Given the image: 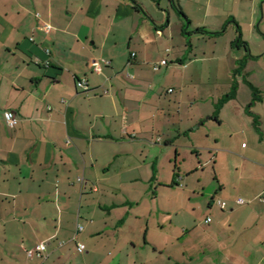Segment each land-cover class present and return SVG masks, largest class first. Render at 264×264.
I'll list each match as a JSON object with an SVG mask.
<instances>
[{
    "label": "crops",
    "instance_id": "0c3cea01",
    "mask_svg": "<svg viewBox=\"0 0 264 264\" xmlns=\"http://www.w3.org/2000/svg\"><path fill=\"white\" fill-rule=\"evenodd\" d=\"M177 1L189 23L170 0H0V264H75V255L76 264H137L151 227H143L138 198L167 187L161 166L172 158L171 182L183 180L178 140L209 119L224 130L204 135V164L227 162V170L214 195L222 205L214 196L205 203L221 214L215 228L238 225L242 239L223 240L228 258L264 264V0ZM206 60L214 84L225 67L226 87L194 90L195 102L211 108L184 119L182 95L169 97L167 80L178 90L187 73L201 82ZM78 79L88 88H77ZM40 242L44 257H28Z\"/></svg>",
    "mask_w": 264,
    "mask_h": 264
},
{
    "label": "rangeland",
    "instance_id": "374dc122",
    "mask_svg": "<svg viewBox=\"0 0 264 264\" xmlns=\"http://www.w3.org/2000/svg\"><path fill=\"white\" fill-rule=\"evenodd\" d=\"M223 40L218 39L217 41V55L220 59L222 56H225ZM205 49H207L206 57H209L210 49ZM199 53L202 55L201 52ZM185 57H188V53ZM221 61L225 62L224 58ZM172 63L175 62L173 61ZM199 64L201 67L202 65L204 66L201 70V78L203 79L201 82L197 79L194 82L192 80L188 81L190 74L187 73L186 84L183 86L184 89L178 90V88L171 86L173 80L171 77L168 78L169 81L167 80V87H170V90L173 92L172 94H168L169 97L177 93H181L182 95L179 108L184 119L191 113L198 111V109L207 111L211 108L206 107L207 102L201 100L195 102L193 98L194 90L200 89L199 91L201 93H206L214 91V89H219L220 92V90L226 87L225 67L219 70L218 82L214 84L215 82L208 78L210 74V71L207 69V65L209 64L208 60L199 62ZM244 96L245 93L240 91L239 97L241 100ZM166 104L167 101L162 102L161 106L163 109L166 107ZM175 115L177 114L175 113ZM223 130V125H217L216 122L209 119L202 121V124L198 126L195 135L191 139L181 136L178 142L183 158L177 162V167L180 172L178 177L183 178V180H178V177H176L179 181L177 182L178 184H172V175L170 174L172 173L170 170H172L174 162L172 158L170 164L165 161L161 166L160 179L168 184L167 187L156 189V186L153 185L146 197L140 196L138 198L139 202H141V205H139V210L141 211L139 215L142 214L145 217L143 227H146V222H150L152 228L150 227L148 230L150 244L144 246V248L138 247L136 250L137 264H173L174 261H181V254L184 255L182 264H241L240 261L228 258L232 253L229 250L230 247L228 248L225 242H223L226 236L236 241L242 239L236 229L238 227L237 223L235 222L233 224V228L226 227V224L223 227L215 228V221L221 214L217 207L210 210L205 203L207 198L210 199L211 196L218 193L217 176L221 175L220 171L227 170V162L221 161L216 167H212L209 162L204 164L209 156L206 150L207 141L204 139V135L209 132L218 134ZM191 140L194 141L195 147L198 148L194 149L190 146L192 144ZM198 153L201 155V162L199 165L196 162L197 172L193 171L188 174L185 171L189 167H192V162L198 161V157L196 158V154ZM228 180L229 178H224V183L226 184V188H228L226 191L234 193ZM217 199L220 200V196H214L213 201L216 203ZM165 210L167 213L164 212ZM150 211L152 213L148 216ZM206 218H209L210 222H213L204 223ZM193 225H195L194 228H191ZM129 231V235L134 237L132 230ZM211 235L215 237H213L214 241L212 243L209 239ZM217 239L218 241L220 239L222 243L221 247L214 245ZM152 243H157L156 251H154L155 246ZM75 256L73 261L76 264L78 263L76 258H80V256ZM169 257H172V259ZM249 263L252 264L253 262ZM85 264H98V262L95 260L89 263L85 262Z\"/></svg>",
    "mask_w": 264,
    "mask_h": 264
},
{
    "label": "built area",
    "instance_id": "2783aa9c",
    "mask_svg": "<svg viewBox=\"0 0 264 264\" xmlns=\"http://www.w3.org/2000/svg\"><path fill=\"white\" fill-rule=\"evenodd\" d=\"M48 28H49V26H46V29H48ZM132 55H134V54H132ZM166 63H167V61L165 59H163V60H161L159 62V65H164ZM92 65L94 66L95 70H100V64L98 62H93ZM75 85H76L77 88H82V89H87L88 88L87 83L83 79L76 80ZM169 91H171V90L169 89ZM4 116H5L6 123L10 127L15 126V124L17 123V118L15 116L14 111L8 110V111H6L4 113ZM235 201H236L237 204H245V203H247V200L242 198V197H237L235 199ZM216 202L218 204L222 205L221 201L219 199H217ZM263 203H264V199H263ZM209 221H210V219L207 218L206 222H209ZM82 230H83V227L78 225V231H82ZM76 248H77V251L79 253H82L85 250L84 244H82L80 242L77 243ZM45 251H46V243L45 242H40L32 250L26 251V253H27L28 257H33L34 255H36L37 257H44Z\"/></svg>",
    "mask_w": 264,
    "mask_h": 264
},
{
    "label": "trees",
    "instance_id": "16d2710c",
    "mask_svg": "<svg viewBox=\"0 0 264 264\" xmlns=\"http://www.w3.org/2000/svg\"><path fill=\"white\" fill-rule=\"evenodd\" d=\"M171 2V5L173 6V8H175V10L177 11V13L182 16L187 23H189L188 19L185 17V15L183 14L181 8H180V5L178 4V1L177 0H170ZM135 7L139 8L140 9V6L135 4ZM197 32H207L205 31L204 29H196ZM219 32H214L213 34H218ZM212 34V33H211ZM244 59H240L238 61V67L236 68V70H240L242 67H243V64H244ZM233 88H235V85H233ZM234 92V90H232V92L230 94H227L225 96V99L228 98V97H231V95H233L232 93ZM258 96H257V93L256 91L253 93V100L257 99Z\"/></svg>",
    "mask_w": 264,
    "mask_h": 264
}]
</instances>
